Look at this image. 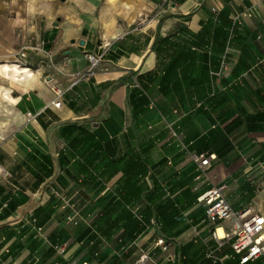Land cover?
<instances>
[{"label":"crops","instance_id":"0c3cea01","mask_svg":"<svg viewBox=\"0 0 264 264\" xmlns=\"http://www.w3.org/2000/svg\"><path fill=\"white\" fill-rule=\"evenodd\" d=\"M0 164V264H241L198 197L264 215V0H0Z\"/></svg>","mask_w":264,"mask_h":264},{"label":"built area","instance_id":"2783aa9c","mask_svg":"<svg viewBox=\"0 0 264 264\" xmlns=\"http://www.w3.org/2000/svg\"><path fill=\"white\" fill-rule=\"evenodd\" d=\"M219 6L215 5L213 11L218 12ZM244 15H251L252 12L247 10L243 12ZM30 48H39V46H31L30 44L23 45L19 48L17 52V58L23 60L27 58L28 51ZM90 60V67L87 71L88 74H93L101 62L102 55L96 53H90L88 55ZM225 68L226 65H223ZM52 89L55 91L56 97L52 103L56 107L62 105V97L64 90L57 84L52 85ZM151 106H155L154 102L151 101ZM28 118H32L33 114L28 112ZM171 134L177 136V132L173 125L170 123ZM192 159L198 163L199 170L204 171L210 163V156L203 153H193ZM9 171L0 164V176L7 177ZM227 184L222 183L219 185H214L207 189L203 194L198 197L200 202L206 205V212L208 217L218 223L229 221L230 228L227 231V236H233V248L234 251L240 255V263L244 264L250 260L264 257V215L255 211L253 207H248L245 209L236 210L232 207L231 203L226 196ZM64 201L68 204L69 200L63 197ZM78 213L69 214L68 220L78 223L77 219ZM219 226L215 227L213 230V235L220 238L218 234ZM155 246H160L163 249H168L169 242L164 236H160L155 241ZM60 249L62 247H59ZM151 259V254L149 251H142L132 262V264H147ZM54 264H60L56 262ZM69 264V263H65ZM82 264H86L82 263Z\"/></svg>","mask_w":264,"mask_h":264},{"label":"rangeland","instance_id":"374dc122","mask_svg":"<svg viewBox=\"0 0 264 264\" xmlns=\"http://www.w3.org/2000/svg\"><path fill=\"white\" fill-rule=\"evenodd\" d=\"M156 122H157V120H156V121H153V120H152V122H151V123H152V124H154V123H156ZM157 126H159V125L157 124Z\"/></svg>","mask_w":264,"mask_h":264}]
</instances>
